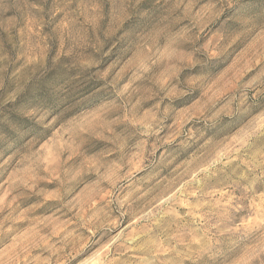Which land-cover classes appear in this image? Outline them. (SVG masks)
Returning <instances> with one entry per match:
<instances>
[{
  "label": "rangeland",
  "instance_id": "obj_1",
  "mask_svg": "<svg viewBox=\"0 0 264 264\" xmlns=\"http://www.w3.org/2000/svg\"><path fill=\"white\" fill-rule=\"evenodd\" d=\"M0 264H264V0H0Z\"/></svg>",
  "mask_w": 264,
  "mask_h": 264
}]
</instances>
